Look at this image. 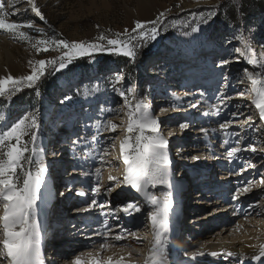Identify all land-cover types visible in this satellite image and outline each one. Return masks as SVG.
I'll list each match as a JSON object with an SVG mask.
<instances>
[{
  "label": "rangeland",
  "instance_id": "obj_1",
  "mask_svg": "<svg viewBox=\"0 0 264 264\" xmlns=\"http://www.w3.org/2000/svg\"><path fill=\"white\" fill-rule=\"evenodd\" d=\"M36 3L41 9L47 21L46 23L45 21H41L39 17L31 11L26 0H16V8H19L21 11L16 15L9 16V21L20 23L32 22L35 26L44 28L49 36H55L69 42H93L101 33H105L111 37L112 33L122 32L126 28L131 30V28L135 26L137 20L150 21L155 19L160 12H166L163 24L161 25V35L156 41L149 42L146 48L140 50L134 63L127 57L109 53H98L92 58L79 57L62 73L42 77L41 81L38 83L37 89H24L10 101L0 98V128L5 127L8 123L15 121L28 112H38L40 117V141L41 145L43 144L42 146L45 144L44 150H46L42 157L45 164L47 165L50 163L51 158L54 157H52L53 153L54 155H58V157L62 156L59 159L57 157V160L52 162V166L47 165L49 175L46 174L45 184L41 189L40 200L38 201V219L40 222L43 221V224L44 218L42 210L44 203L41 201L47 200L51 189L49 187H52V184H54L52 181L56 180L54 193L60 203V199L62 198V191L60 190H62V187H66L64 184L67 178H64V176L71 174V170L74 168L73 170H76L78 179H82L85 170L83 169L85 168L83 165L90 162L91 153L98 156V159L94 161L96 164L100 162V154L107 149V153L103 157L105 162L98 166L92 165L94 166L92 170H94L95 173L98 168L100 169L99 183L108 176V173L112 175L115 173L114 171L111 172L113 166L111 163H108L113 154H119L118 163H120V166H123L122 168L126 167L123 161H120L122 159L120 143L127 135L126 128L128 118L126 115L127 108L124 107L123 98L119 93L129 87L135 88V96L150 106V111L153 116L161 122V134L169 140V155L172 157L174 165L176 161V165L171 167L173 170L170 179L171 187L164 186L161 188L157 186L156 188H150L148 191L151 195H155L158 198H162L165 192L171 191L172 203H176L175 207L172 208L174 211L171 209L173 215L175 211H183L181 208L183 202L181 197L182 194H179L178 191L176 194L174 191L172 181L174 180L176 189L178 190L183 183H187L186 180L188 176L190 184L192 185V177L195 175L191 174L199 171L196 167L197 163L204 166H209L212 163V161H209V151H203L201 149L193 151L195 148V144L193 145L194 141L199 140L198 138L193 139V137H195L198 131L203 129L202 127L205 123L206 125L215 126L220 130L219 126L221 123L230 122L227 132L230 133L228 140L233 138L231 147L238 146L241 149H247L241 151V154L237 155L239 159L233 161L236 163L238 171H240L239 169L241 167L246 168L249 159L252 158L251 154L253 156L255 154L248 148L249 143H252L257 151L261 150V148L264 149V122L259 120L258 110L251 104V96L246 91L251 87V83L247 80L244 73L245 69L253 73H259L262 70L258 67L254 68L248 65L243 58L224 68L219 67L221 59L238 55L234 53L235 47H240L242 50L244 49V42L240 40L241 34H243L245 40L251 44L253 51L258 57L264 54V0H36ZM177 5H179V7H177ZM213 5H218L216 17L208 25H202L199 33H193L191 27L196 26L193 17H199L201 14L206 16ZM143 7H145L143 11L148 9V7L156 8L157 11L151 17H139L138 15L141 14V8ZM232 16L234 17L232 18ZM218 19L222 22L220 23ZM22 30L28 31V29ZM185 33H187V35H185ZM30 34L37 38H43L39 33L30 32ZM180 36L189 38V42L190 44L192 43L191 47H193L195 54L189 52L185 45L181 46L177 43L176 39ZM182 47H185L186 50ZM8 51L12 53L14 58L8 56ZM58 54L59 53L51 50L47 53L41 52L37 54L30 43L21 41L18 38L14 39L11 34L0 31V77L13 73L14 77L27 75L30 73V66L28 63L30 60L49 59ZM178 55L181 60L176 59ZM169 56L175 57V60H169ZM12 60H16L19 63V67H17ZM217 69L222 72V75L213 78L215 74L213 71ZM206 70L209 71L210 77L205 75ZM198 71H200V73L195 75ZM191 73H194V75ZM117 74L123 76L119 84L115 82ZM224 76L230 78L227 81V83L229 82L227 88L224 87ZM214 79H216V83L214 84L216 88H212V90L215 89L214 96L211 98L208 97L209 99L205 100L200 96L205 93V91L201 92L202 94L198 96L194 94L193 91H195L196 88L204 86L206 81ZM231 80L233 81L232 85H230ZM114 84L115 90L113 88ZM223 88L225 89L223 90ZM200 89L202 90V88H199L198 91H200ZM37 90L40 93L39 95H36ZM242 91L245 92V96L248 97V100L241 102L233 101L236 97L235 94ZM183 92L190 94V98L183 99L186 95L185 93L183 94ZM221 92L232 99L226 100L224 104H220L217 97ZM66 96L70 97V99L66 100ZM195 96L196 98L200 97L196 100V98H194ZM160 98L165 99L167 102L163 104L155 103V101ZM193 100L197 103L196 106L200 105L197 111H194L195 108L191 107V105H193ZM198 100L200 101L199 103ZM214 105L220 108L219 114H213L216 113V108L213 107ZM181 107L185 108L186 111L187 109L193 111L188 117L185 116L186 113L181 114V116H173V112ZM204 108H209L211 113L207 116H203L204 111L202 112V110ZM233 112H239L241 114L238 117H233ZM248 115H251L254 118L253 120L258 122L256 128H259L260 131H256L255 128L248 126V132H245V136L243 135L247 141L245 142L243 140L237 145L235 140L238 139V137L232 136L231 133L243 134L244 130L242 131V129L245 128V126L236 127V124L242 123ZM195 116V123H193L195 125H193L190 120ZM177 117H181L182 120L175 121ZM107 120H112L114 124L118 121L117 125L119 126L116 130L121 129L122 132L117 133L112 138L104 136L107 131H104L102 127H100L98 131V126L106 123ZM171 122L173 125H170ZM181 123H187L189 127L181 130L179 127ZM78 126L79 128H77ZM168 127H171V129L169 130ZM58 128H63L66 133L59 134L57 132ZM189 131L191 132L189 133ZM220 131L223 132L222 130ZM74 133H76V136H74ZM93 136L97 137L96 141L92 140ZM71 138L76 139L71 140ZM25 139L28 138L25 137ZM78 142L79 145H77V149L74 148L72 152L75 154V150L79 151L80 148L82 150L84 149L81 156L86 155V159H77L75 160L76 164L71 163V166L67 167L64 160L66 161V158L69 156L65 157L67 148L64 146L70 148L71 145L78 144ZM178 142L181 143L180 149L182 148L187 152H180L179 154L175 149L174 153L171 152L170 147L173 148ZM54 146L60 151H57V149L53 150ZM59 146H62V148H59ZM189 146L191 147L189 148ZM188 150H190V152H188ZM178 154L179 157H177ZM193 156L199 157V159L193 160ZM252 159L256 167L253 170L255 172L250 175L252 177L254 176L253 179H255L264 172L261 171L264 169V153L260 152L258 158L254 156ZM106 163H108V165ZM204 170L205 172L203 174L206 175L209 173L210 178H214V181L217 180L216 177L220 179L223 177V172L217 168L210 172H207L206 169ZM182 172H185L184 175L181 174ZM202 172L199 171L196 175L200 177ZM237 174H239V172ZM198 177L197 180L199 179ZM116 179L117 181L114 180V182H110L107 185V190H104L105 188L102 187L99 193H94L95 198L99 199L103 194L110 196L113 191L117 192L118 188H121L120 185L123 184L122 181H119L120 179L117 177ZM206 179H209L207 175ZM48 182L49 185L47 186ZM78 182L80 183L82 181L79 180ZM116 182L121 183L117 186V184L115 185ZM248 182L253 184V181L248 180L247 183ZM258 182L259 179H256L254 184L256 183L258 185ZM240 183L242 184L240 188L245 187L247 184L246 179H241L239 184ZM96 185H98L97 182L96 184H92V188ZM191 185H189L188 182L186 185L187 191L191 189ZM194 185L196 187L194 190L199 189V186H196L197 184ZM47 187L49 188L48 190ZM109 189H111V191H109ZM209 189L210 187L208 191ZM261 190L260 200L264 201V188H261ZM72 192L75 193L74 195L72 194V199L75 200L76 197V200H80L81 203V198L77 192L74 190H72ZM194 192H190L189 198L187 201L185 200L190 206L191 203H194L192 201H195L193 199L195 195ZM131 194H133L131 198H124L126 200L124 206L127 203H133L134 200H138L134 204L138 205L137 203L140 202L141 206L138 207H140L141 211L138 213L139 216H142L141 218L146 225L142 227L141 232H132L135 235L130 236V233L121 230V228L116 233H122L129 241H139V256L135 259L128 255L121 256L127 264H139L141 260L146 257L145 252L148 250V243L153 241V237L150 238V233L144 230H149L146 229V227L150 225L148 214L155 210V206L147 203L145 199L142 200L139 196L140 193L131 192ZM92 199H94L93 196H89L87 201L88 205ZM212 199L213 198H207L204 202L207 203ZM65 201L66 200H64L63 203H67V201ZM256 201L259 202L258 199H256ZM193 205L195 208V204ZM50 208L51 207L47 208L49 212L48 215H54V213H51ZM61 208L62 206H58L57 210H61ZM95 209L97 208L92 210ZM73 210H75L74 206L66 210V221L62 222V226L66 229L68 236H72L73 229L82 220L73 219L75 215ZM0 213H2V208H0ZM135 213L136 215L138 214L137 212ZM55 217L56 216L52 217L53 219L51 222L48 221L50 226L58 224V222L54 221ZM128 217L129 215H127V218ZM185 218H183L181 224L185 223ZM74 220L76 221L75 225L73 223L75 222ZM43 224L41 223V226ZM190 225L191 224H187L186 227L191 228ZM204 226L205 225H202L203 230L206 228L209 229L207 225L206 227ZM55 227L56 226H53V228ZM112 227H115V225H112ZM50 228L51 227H49V229ZM196 228L197 227H195V230ZM59 229H61V227ZM191 229L194 231V227ZM181 233L183 234L184 232ZM190 234V232L184 233V235L179 238L180 244L189 242L192 245L183 252L184 257L186 254L190 256L191 253L200 252L202 250V244H198L197 241L193 239L192 234ZM139 237L144 240L141 241ZM170 238L172 243L174 241L176 242L178 237L173 240L170 235ZM53 249L55 248L51 243L47 244L46 250L44 249V251H48V253L47 255L44 254L46 256H44V259L50 257V252L53 254ZM68 249L69 248H66V250ZM64 261L61 262L60 259L58 264H69L70 262L67 261L65 263ZM0 264H7V261L1 260Z\"/></svg>",
  "mask_w": 264,
  "mask_h": 264
},
{
  "label": "snow or ice",
  "instance_id": "obj_2",
  "mask_svg": "<svg viewBox=\"0 0 264 264\" xmlns=\"http://www.w3.org/2000/svg\"><path fill=\"white\" fill-rule=\"evenodd\" d=\"M26 2L31 11L46 23L47 21L36 0H26ZM217 8L218 5H213L206 16L203 14L199 17L194 16L193 20L196 26L191 27V31L199 33L202 25H208L213 21L217 15ZM20 11L19 8H16V0H0V31L11 34L14 39L18 38L30 43L37 54L47 53L49 50L59 54L49 59L30 60L28 62L30 73L27 75L14 77L12 74H7L0 77V98L9 101L24 89H37L42 77L62 73L79 57L92 58L98 53H109L122 55L134 63L140 50L146 48L149 42L156 41L161 35V25L166 16V12L162 11L153 20H137L131 30L126 28L122 32L112 33L111 37L101 33L93 42H69L55 36H49L44 28L37 27L32 22H10L9 16L16 15ZM22 29H28V31ZM30 32L39 33L43 38H37ZM240 40L244 42V49L235 47L234 53L238 55L221 59L219 67L224 68L243 58L248 65L262 70L259 73H253L245 69L244 73L251 83V87L246 90L251 96V104L258 110L259 120L264 122V54L258 57L243 34H241ZM122 79L123 76L117 74L115 77L116 84H119ZM224 80V87L227 88L229 86L228 77L224 76ZM113 88L115 90V84ZM39 94L37 90L36 95ZM119 95L123 98L124 107L127 108L126 115L128 118L127 135L120 143L122 161L126 166L122 183L137 193H145L147 202L155 206V210L148 214V219L153 227L154 242L145 264H169L166 251V233L169 231V213L173 207L172 193L171 191L165 192L162 198H158L148 191L157 186L171 187L169 178L172 160L168 151L169 140L161 134V122L153 116L150 106L135 96V88L129 87L120 91ZM238 95L244 96L245 92L242 91ZM65 99H70V97L66 96ZM217 99L220 104H224L226 100L232 98L221 92ZM191 107H196V105L193 104ZM213 107L216 108V113L213 114H219L220 108L215 105ZM240 114L233 112L232 116L238 117ZM204 115H209V113H204ZM39 121L38 112H28L0 128V208H2V214H0V259L6 260L7 264H45L42 250V227L38 219V201L40 200L41 189L45 184L48 167L42 158L44 148L39 136ZM252 121L253 117L248 115L242 123L260 131ZM229 123H221L219 126L225 135H229L227 132ZM100 127L104 131H115L118 126L112 120H107L106 123L98 126V131ZM179 127L183 130L189 125L181 123ZM201 132L207 134L208 130L201 129ZM231 135L238 137L235 140L237 145L245 140V137L240 133H231ZM96 139V136L92 137L93 141ZM223 143L228 144L229 140L226 139ZM248 148L253 153L257 151L252 143H249ZM244 150L247 149H241L238 146L231 147L227 151V156L236 158V155ZM106 153L107 149L100 154L101 164L105 162L103 157ZM192 159L198 160L199 157L193 156ZM247 166L256 167L250 161ZM246 170L245 167L240 168V172ZM99 173L100 169L98 168L95 173L97 184H99ZM85 175L89 174L85 173ZM109 180H116V178L110 176ZM120 183L117 182V186ZM259 185H264V174L261 175L258 185L248 182L245 187L237 188L231 197L232 200H238L241 195L251 191L252 187ZM99 190V187L92 188L93 193H99ZM78 195L84 196L85 193L81 191ZM104 207V204L92 199L88 208L77 209V211H89L94 208L104 209ZM119 210L128 214H132L133 211L137 213L141 211L134 203H127ZM100 215L108 216L110 213L101 211ZM101 226L103 231L97 233L101 236V242L93 246L91 250L74 254L70 264H124L123 257L113 261L112 256L105 258L103 255L115 247L110 242L111 240H124V235L122 233L110 235L113 230L109 226L107 218L101 221ZM130 235L135 234L130 233ZM204 254L198 251L191 253V256L195 259L198 255ZM210 255L216 256L217 253L211 252ZM252 259L257 262L264 261V243L259 245L258 254L253 255Z\"/></svg>",
  "mask_w": 264,
  "mask_h": 264
},
{
  "label": "bare ground",
  "instance_id": "obj_3",
  "mask_svg": "<svg viewBox=\"0 0 264 264\" xmlns=\"http://www.w3.org/2000/svg\"><path fill=\"white\" fill-rule=\"evenodd\" d=\"M144 8L145 7L141 8V14L139 12L140 15H138L139 17H144V18L145 17H151L157 11V9L153 8V7H148V9L143 11ZM176 40H177L178 44H180L181 46L185 45L186 48L189 50V52L195 54L193 47H191L192 43L190 44L188 37L180 36V37H177ZM182 48L186 50L185 47H182ZM9 52L10 51H8V56L10 58H14L12 53H9ZM205 54H209V53H205ZM205 54H204V56H205ZM176 59L181 60L179 55L176 57ZM169 60L173 61V60H175V57L173 58V56H169ZM12 61L17 65V67H19V63L16 60H12ZM12 65H14V64H12ZM191 67H192V65H191ZM220 70H221V68H220ZM220 70L217 69V70L213 71L215 73L213 75V78L218 76V75L219 76L222 75V72H220ZM198 73H200V71L196 72L195 75H198ZM191 74L194 75V73H191ZM205 75L207 77H210L208 70H206ZM228 79H230V78H228ZM215 83H216V79L211 80V81H206L204 86H199V87L197 86L198 88H196V90L193 92L195 95L197 94L196 96H198V95L202 94L201 92L205 91V93H203L200 96L203 99L208 100L209 99L208 97L211 98L212 96H214L213 94H214L215 89L212 90V88H214V87L216 88V86L214 85ZM228 84H229V82H228ZM197 85H198V83H197ZM199 88H202V90L200 89V91H198ZM224 89L225 88H223V90ZM185 92H183V94ZM196 96L194 98H196ZM235 96L236 97L233 99V101H235V102H239V101L241 102V101L248 100V97H246L245 95L240 96L236 93ZM199 97L196 98V100L199 99ZM185 98H187V99L190 98V94L187 93L185 95V97H183V99H185ZM166 102L167 101L165 99H162V98L155 101V103H158V104H163ZM199 102L200 101L198 100V103ZM192 103L195 105L197 104V103H195V100H193ZM199 106L193 107V108H195L194 111H197ZM192 111L190 109H187V111H186L185 108L181 107V108L176 109L172 115L173 116H175V115L181 116V114L186 113L185 116L188 117V115L190 113H192ZM203 111H204V113H209V114L211 113L209 108H206V109L204 108L202 110V112ZM230 111H229V113H230ZM204 113H203V116H207V115H204ZM197 115H198V113H197ZM195 118H196V116L190 120L192 122V124L195 123L194 122ZM176 120L178 121V120H182V119H181V117H177V118H175V121ZM117 123H118V121L115 124L117 125ZM252 123L255 124V126L258 124V122H255L254 120L252 121ZM170 125H173L172 122L170 123ZM193 125H195V124H193ZM243 125L245 126V128L242 129V131L244 130L242 136L243 135L245 136L246 133L248 132L247 127L249 125L239 123L238 125L236 124V127L243 126ZM117 126H119V125H117ZM77 128H79V126ZM202 128L207 129L208 132H207V134H205L201 131H198L197 134L195 135V137H193V139L194 138L199 139L198 141H194L193 145L195 144V146H194L195 148L193 149V151H195L197 149H201L203 151H205V150L209 151L208 157H210L209 161L210 162L212 161V163L209 166H204V165H200L199 163H197V165H196V167L198 168L197 170L202 172V170L206 169L207 172H210V171L214 170L215 168H217L223 172V173L221 172L223 174V177H221V179L219 177H216L217 180L214 181V178L213 179L210 178L209 173L206 174L209 179H206V175L203 174L204 172H202L200 175L201 178H199L200 180H199L198 184L196 185V186H199L200 191L194 192L195 195H194L193 199L195 201H192L194 203H191V206H190V204L188 205L186 203L187 199L190 196L191 189L190 190L188 189L189 191H184L181 193L182 194L181 195L182 200H184V201H182L183 203H182V207H181L183 209V211L180 212V214L184 213L183 217L184 218L186 217L185 218L186 220L184 219L185 223L181 224L180 230H181V232H184V233L190 232L192 234L193 239L196 240L198 244H202V250L200 252H203L205 254L204 255H198L195 259H193L191 255L187 256V254L185 252L186 256L184 257L183 252L192 246L189 242H185L183 244L179 243V238H180V236L182 237V235H184V233L182 234L180 232L179 234H177L176 238L177 237L178 238H177L176 242L174 241L171 243L170 234H169V232H167L166 233V239H167L166 251L168 254L167 255L168 262H169V264H264V261L257 262V261H254L252 259L253 255L258 254L259 245L261 243H264V205H263L264 201L260 200L261 191H262L261 188H264V185L252 187L251 191L241 195L238 200L234 201L231 198L232 195L235 193L236 189L240 188L242 186L241 183L239 184L241 179H246V183L248 180L253 181V184H254L256 179H259V180L261 179V176L253 179L254 176L252 177L250 174L255 172V171H253L255 168L248 167L247 165H246L247 166L246 171H244V172L238 171V167H236V163H234L233 161L236 159H239L237 157V155L241 154V152L236 155L237 158H229L227 156V151L231 148V145H232L231 143H232L233 138L231 140H229L228 144H224L223 141L226 139L228 140L230 133H229V135H225L224 132H221L215 126L206 125V123ZM168 129L170 130L171 127H168ZM57 132L59 134L66 133V131L63 130V128H58ZM120 132H122L121 129H119V130L117 129L115 131H107L104 136H106L108 138H112L113 136H115L117 133H120ZM190 132L191 131H189V133ZM74 134L73 135L76 136V133H74ZM75 139L76 138H73V139L71 138V140H75ZM244 141L245 142L247 141L246 138ZM178 143H177L178 145L176 144V146H174L173 148L170 147L171 152L174 153L175 150H177L179 152V154H180V152H184V153L187 152L186 150L184 151L182 148L180 149L181 143L180 142H178ZM77 145H79V142H78V144H73V145H71V147L70 146L69 147H70V149L71 148L77 149ZM42 147L45 148V144ZM64 147L67 148V150H68L67 154H68L69 148L66 146H64ZM190 147L191 146H189V148ZM59 148H62V146H59ZM56 149H57V147L54 146L53 150H56ZM83 150L81 148L79 149V151L75 150L76 152L74 155H71L72 157L66 158V161L64 160L65 165H67V167H69V166H71V163L76 164L75 160H77V159L78 160L81 158L86 159V155L81 156ZM45 151L46 150H44V152ZM57 151H60V150L57 149ZM188 152H190V150H188ZM260 152L264 153V151L259 150V151L255 152L254 156H256L258 158ZM179 154L177 157H179ZM118 155L119 154H116V153L113 154L112 157L109 159L110 162H108V163H111L113 166V169H111V172L114 171L115 173H113V175L111 173H108L107 174L108 176L105 179H103L95 187H99V189H101L103 187V188H105L104 190H107L108 189L107 185L110 182H114V180H109L110 175L115 177V178L117 177L118 179H120L119 181L123 180L122 177L124 176V174L126 172V167L122 168L123 166H120V163H118L119 162V156ZM107 156H110V155H107ZM251 156H252V158L254 157L252 154H251ZM52 157L53 158H51V161L49 164H51L54 160H57L58 155H54V153H53ZM61 157L62 156L58 157V159ZM65 157H67V156H65ZM252 158H250L249 161L252 164H254L253 163L254 160ZM96 159H98V156L91 153V158L89 160L90 162L83 165V167H85L83 169H85V170H84V176L82 179H78V177L76 175V170L75 171L73 170L74 168H72L71 174L64 176V178H67V179H65L66 182L64 184L66 187H64L62 190H60L63 193L62 198L60 199L61 200L60 203L58 202L57 198L55 200H53L54 186L56 184V180H53L52 182H54V184H52V187H49L51 189H50V192L48 194L47 200L41 201L45 205H46V202L51 204V206H49V205H47V206H48V208L51 207L50 211H51V213H54V215L48 216L49 221L51 222V220L53 219L52 217L56 216L54 221L58 222L57 225L56 224L53 225V226H56L55 228H53V226H50V225H48V227L45 226V228L47 229V232L49 231L47 233V235H48L46 237L47 243L45 245L51 243V245L54 246V248H55V249H53L54 250L53 254H51V252H50V257L48 259H44L45 264H58L60 259H61V262L65 260L64 262L66 263L67 261H70L73 258L74 254H78L80 251L91 250V248L93 246L98 245L101 242V236L98 235L97 233L103 231L102 226H101V221L103 219H105V216L100 215L101 211L107 213L108 209H110V208H114V209L118 210L119 216H117V217L119 218L120 223L118 225H115V227H112V224L109 223V226L113 230L110 235L117 234L116 232L118 230H120V228L123 231H127V233H132L134 231L141 232L142 227L146 225L145 222L143 221V219L141 218L142 216H139V213L136 215V213L133 211L132 214H128V213H125V212L119 210L121 207L124 206V203L126 202V200L124 198H131L133 196V194L127 193L125 190H123V189L127 188L126 186L120 185L121 188L119 187L117 192L113 191L110 194V196L102 193L103 196L101 198H99V199L95 198V195L92 192V187H93L92 184H96L97 176L95 175V171L92 170V168L94 166H98L101 164V162H97L95 164L94 161ZM170 159L172 160V157ZM120 161H122V159ZM108 163H106V164L108 165ZM92 165H94V166H92ZM171 165H174V163L172 162ZM175 165H176V161H175ZM49 168H51V167H49ZM80 168H82V167H80ZM170 170H171V175H170L169 179H171L172 171H173L172 168ZM237 171L239 172V174H237L238 173ZM261 171H264V169ZM85 173H88L89 175H85ZM184 173L185 172H182L181 174L184 175ZM47 174H48V172H47ZM263 174H264V172H263ZM188 178L189 177L187 176V180H186L187 183H183L185 188H186V185L188 184V182H189V185H191ZM79 180H81L82 182L79 183L78 182ZM115 181H117V179ZM175 182H176V180H175ZM116 184H117V182L115 183V185ZM48 185H49V182L47 183V186ZM177 185H178V181H177ZM172 186L174 187V191H176V185L174 183V180L172 181ZM181 186L178 189L182 188ZM159 187L163 188L164 186H159ZM191 187L193 189L196 188L195 185H193ZM209 187L211 190L209 189V191H208ZM49 188L47 187V190ZM72 190L76 191L77 194L81 191H83L85 193L84 196L79 195V197L81 198V203H80V200H76V197H75V200L72 199V194L73 195L75 194L74 192H72ZM69 191H71V192H69ZM99 192H100V190H99ZM178 193H179V191H178ZM88 195L93 196V198L96 199L98 201V203L104 204L105 205L104 209L97 208V209H95L96 211L92 210V209H90L89 211H77V209L88 208V203H87V201L89 199ZM141 196H143V197H141ZM141 196H140V198L142 200L146 199L145 193L142 192ZM191 196H192V194H191ZM199 198H200V200H198ZM207 198H213L215 200L212 199L206 203L204 201ZM44 199H45V197H44ZM256 199H258L259 202H257ZM64 200H66L67 203H63ZM137 201L138 200H134L133 203H135ZM137 204H138L137 206H141L140 202H138ZM193 204H195V208L193 207L194 206ZM204 204H205V206H204ZM175 205H176V203L173 204V207H175ZM250 205H252V207H250ZM58 206H62L61 210H57ZM72 206L75 207V210H73L74 211L73 213L75 214L73 219L76 218V220H78V219H82V220L75 226V228L73 229L74 231L72 230L73 231L72 236L71 235L68 236L66 229H64L62 226V222L66 221L65 220V214L67 213L66 210H68ZM194 209H196V210H194ZM133 213H135V214H133ZM186 213H187V215H186ZM0 214H2V213H0ZM44 214L47 216L46 213H44ZM127 215H129L128 218H127ZM169 217H170V221H171L173 219V212H171V210L169 213ZM170 221H169V223H170ZM215 222H217V223H215ZM73 223L75 225L76 221ZM186 223L191 224L190 227L191 228L194 227V229H193L194 231H192L191 228L186 227V225H187ZM202 225H205L204 227H206V225H207L209 227V229L206 228L203 230ZM84 226H86V227H84ZM49 227H51V228L49 229ZM60 227H61V229H59ZM82 227H84V228H82ZM195 227H197L196 230H195ZM146 229H149V230H144V231L150 233L151 237L150 236L149 237L150 238L153 237V241H154L153 227H152L151 221H150V225L147 226ZM190 235H189V237H190ZM140 239H141V241L144 240L142 238H140ZM153 241H150V242L148 241L149 242L148 243V250H146V252H145L146 257H145V259H142L139 264H145V261L149 257L150 249L152 247ZM187 241H188V239H187ZM70 242H73V243H70ZM110 242L113 243L115 245V247L112 249H109L107 252H105L103 254L105 256V258H107L108 256H112L113 261H115V260L120 259L122 255H128L130 257H133L134 259L137 256H139L140 245H138L139 241H137V240L129 241L128 239L125 238L124 240H121V241L111 240ZM69 246H71V247H69ZM252 246H255V247H252ZM66 248H69V249L66 250ZM49 251H51V250H49ZM211 252H216L217 255L212 256V255H210ZM47 253H48V251L43 252V254H45V255H47ZM1 260L2 259H0V261ZM69 264H70V262H69ZM124 264H127V263L124 261Z\"/></svg>",
  "mask_w": 264,
  "mask_h": 264
},
{
  "label": "trees",
  "instance_id": "obj_4",
  "mask_svg": "<svg viewBox=\"0 0 264 264\" xmlns=\"http://www.w3.org/2000/svg\"><path fill=\"white\" fill-rule=\"evenodd\" d=\"M234 16H232V18H233ZM218 21L221 23L222 21L220 20V19H218ZM219 29V28H218Z\"/></svg>",
  "mask_w": 264,
  "mask_h": 264
}]
</instances>
